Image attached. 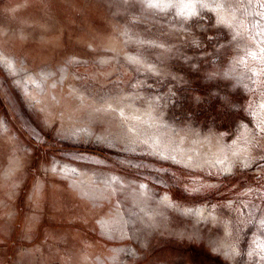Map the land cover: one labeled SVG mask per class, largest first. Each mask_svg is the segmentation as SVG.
Masks as SVG:
<instances>
[{
  "label": "rangeland",
  "instance_id": "obj_1",
  "mask_svg": "<svg viewBox=\"0 0 264 264\" xmlns=\"http://www.w3.org/2000/svg\"><path fill=\"white\" fill-rule=\"evenodd\" d=\"M169 2L0 0V264H264V0Z\"/></svg>",
  "mask_w": 264,
  "mask_h": 264
},
{
  "label": "snow or ice",
  "instance_id": "obj_2",
  "mask_svg": "<svg viewBox=\"0 0 264 264\" xmlns=\"http://www.w3.org/2000/svg\"><path fill=\"white\" fill-rule=\"evenodd\" d=\"M149 8H163V7H174L175 5L171 4L169 0H146ZM200 6L202 8L208 7L207 4L201 2Z\"/></svg>",
  "mask_w": 264,
  "mask_h": 264
},
{
  "label": "bare ground",
  "instance_id": "obj_3",
  "mask_svg": "<svg viewBox=\"0 0 264 264\" xmlns=\"http://www.w3.org/2000/svg\"><path fill=\"white\" fill-rule=\"evenodd\" d=\"M4 63V62H3ZM14 64L13 63H9L8 64V66H13ZM5 67V66H4ZM11 70V69H10ZM14 72V71H13ZM229 162V161H228ZM225 163H227V162H225ZM220 165V164H219ZM226 166V165H225ZM232 168H233V165H232V163H228L227 164V169H228V171H230V170H232ZM73 183H75V182H73ZM85 193V192H84ZM91 194V193H90ZM166 200H167V198H166ZM104 222H106V221H104ZM103 223V222H102ZM106 224L107 223H103V226L105 225V227H106ZM108 225V227L107 228H109V224H107ZM106 230H108V229H106ZM227 252V251H226ZM229 252V251H228Z\"/></svg>",
  "mask_w": 264,
  "mask_h": 264
}]
</instances>
